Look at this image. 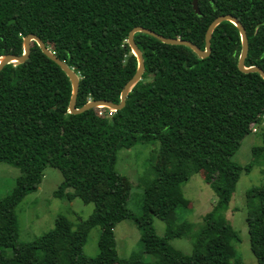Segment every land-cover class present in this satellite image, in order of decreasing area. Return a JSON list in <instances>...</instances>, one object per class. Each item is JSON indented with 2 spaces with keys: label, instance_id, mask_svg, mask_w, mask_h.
I'll return each instance as SVG.
<instances>
[{
  "label": "trees",
  "instance_id": "1",
  "mask_svg": "<svg viewBox=\"0 0 264 264\" xmlns=\"http://www.w3.org/2000/svg\"><path fill=\"white\" fill-rule=\"evenodd\" d=\"M197 7L198 13L192 0H0V56L20 55L23 36L33 33L77 73L76 107L97 99L118 103L137 67L127 43L133 27L203 49L209 23L230 14L246 31L245 66L264 70V0H197ZM134 41L144 71L117 111L68 113L70 81L34 41L27 60L0 70V161L19 170L12 190L0 198V264H145L142 253L153 256V264H245L225 214L240 174L252 167L232 160L242 139L259 128L262 144L252 147L253 158L264 152V80L238 70L240 36L227 20L214 28L205 58L143 32ZM161 136L175 149L177 163L168 169L172 153L163 154L150 168L140 213L134 212L115 169L117 151ZM47 166L62 176L59 196L92 194V212L76 226L58 215L51 229L19 240L15 208L37 189ZM194 172L216 199L184 254L169 241L190 234L191 224L178 215L186 208L179 186ZM245 206L250 250L264 264V184L246 190ZM153 217L164 222L162 235ZM125 219L140 229L141 251L121 258L114 227ZM95 226L98 252L86 256L82 249Z\"/></svg>",
  "mask_w": 264,
  "mask_h": 264
},
{
  "label": "rangeland",
  "instance_id": "2",
  "mask_svg": "<svg viewBox=\"0 0 264 264\" xmlns=\"http://www.w3.org/2000/svg\"><path fill=\"white\" fill-rule=\"evenodd\" d=\"M112 117V114L109 113ZM257 128V127H256ZM256 129L250 132L241 141L238 150L233 154L232 160L239 165L252 162L251 169L242 172L231 196L226 211V219L238 233L240 241L236 249L245 264H257L249 246V236L245 223L246 206L245 192L251 186L264 184V152L258 158H253L252 147L261 145V135ZM175 149L164 136L160 139L137 142L130 148H120L116 154L115 169L124 179L127 206L134 212L140 213L143 185L153 176L151 167L162 159L163 154H170V164L175 165ZM181 157V156H180ZM179 157V159H180ZM174 168V167H173ZM19 170L9 163L0 161V198L7 195L15 185ZM62 176L57 168L47 166L43 171L42 180L36 190L28 193L16 206L19 240L27 241L51 229L56 216L63 215L76 226L86 219L93 209L92 194L82 193L71 200L59 196L56 191ZM83 197H82V196ZM180 199L186 208L179 212V218L191 224L190 234L173 238L169 243L184 254L192 249L193 235L199 228L201 216L206 213L216 196L210 186L204 181L200 173H191L179 186ZM153 226L157 234L162 235L165 224L162 220L153 217ZM100 228L93 227L83 246L86 256H95L98 252V238ZM116 251L119 257L127 258L132 252L140 253V229L130 219L118 222L114 227ZM145 264H153L155 258L142 253Z\"/></svg>",
  "mask_w": 264,
  "mask_h": 264
},
{
  "label": "water",
  "instance_id": "3",
  "mask_svg": "<svg viewBox=\"0 0 264 264\" xmlns=\"http://www.w3.org/2000/svg\"><path fill=\"white\" fill-rule=\"evenodd\" d=\"M192 6L193 9L198 13V7H197V0H192ZM230 21L233 23L239 32L240 36V43H241V49L238 55V61H237V68L241 72L248 73V72H256L258 73L262 79L264 80V70H262L257 65H251V66H245V58L247 56L248 52V40L247 35L244 26L241 24V22L234 16L230 14H223L218 15L215 17L208 25L205 36H204V48L200 49L197 45L194 43L180 38H173V37H165L163 35H160L156 32H154L151 29L142 27V26H135L133 27L129 32L127 36V43L130 47L131 53L134 55L137 61V67L135 70V73L132 75V77L124 84V86L121 89L120 96H119V102H111L106 99H97V100H88L85 104H83L81 107H76V97L78 93V87H79V77L76 72L72 68H70L64 61L59 59L42 41L40 37L33 33L26 34L22 38V53L20 55H15L11 53H6L0 56V70L2 67L8 63L13 64H19L23 63L25 60L28 59L30 54V44L31 41H34L42 53L47 56L50 60H52L54 63H56L60 69L66 74L70 81L71 85V94L70 99L68 103L67 112L71 114H77L84 112L88 109L92 108H101L106 107L112 111H117L124 107L126 96L131 90V88L134 86V84L141 79L142 73L144 71V60L142 56V52L137 47L135 41H134V34L136 32H143L146 34H149L158 40H160L163 43L167 44H173V45H184L187 47H190L198 57L205 58L207 57L211 52L210 47V39L212 36V32L214 28L222 21Z\"/></svg>",
  "mask_w": 264,
  "mask_h": 264
},
{
  "label": "built area",
  "instance_id": "4",
  "mask_svg": "<svg viewBox=\"0 0 264 264\" xmlns=\"http://www.w3.org/2000/svg\"><path fill=\"white\" fill-rule=\"evenodd\" d=\"M253 131L255 130V128L252 129Z\"/></svg>",
  "mask_w": 264,
  "mask_h": 264
}]
</instances>
